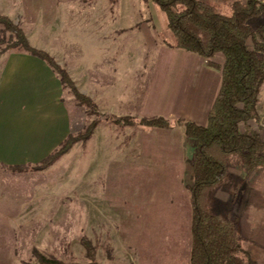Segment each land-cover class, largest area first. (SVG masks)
Masks as SVG:
<instances>
[{
  "label": "rangeland",
  "instance_id": "rangeland-1",
  "mask_svg": "<svg viewBox=\"0 0 264 264\" xmlns=\"http://www.w3.org/2000/svg\"><path fill=\"white\" fill-rule=\"evenodd\" d=\"M203 1L228 12L232 0ZM151 4L157 14L155 34L125 38L122 45L118 42L124 70L130 71L132 64L146 59L156 44L169 46L164 42L171 37L164 19ZM105 11V15L115 14L112 7ZM0 13L22 29L30 45L49 54L66 71L75 89L90 101H80L72 87L61 85V100L73 119L69 135L80 136L96 122L86 137L76 139L50 165L38 170H29L31 165H26L25 171L9 168L0 173L9 179L4 182L5 193L0 194V264H36L35 250L64 262L85 263L90 259L85 242L100 264H187L191 169L172 170V175L168 170L165 178L154 179L164 183H149L153 180L148 178L151 170L132 167L137 164L132 161L135 142L143 139L141 130L146 128L116 120L158 117L147 112V99L142 97L145 83H138L134 90L125 80L118 105L105 98L109 90L95 88L97 83L91 78H99V67L94 65L99 63L85 62L97 56L88 58L89 52L79 49L68 53V42L56 39L61 32L83 31L88 15L79 3L0 0ZM10 37L11 33L0 26V53L8 51L4 47ZM87 67L92 72H85ZM111 91L115 93V89ZM261 122L264 134V120ZM228 170L240 177L236 157L230 159ZM262 172L256 176L264 177ZM212 196L219 209L222 205V209H235L225 188L215 190Z\"/></svg>",
  "mask_w": 264,
  "mask_h": 264
},
{
  "label": "crops",
  "instance_id": "crops-1",
  "mask_svg": "<svg viewBox=\"0 0 264 264\" xmlns=\"http://www.w3.org/2000/svg\"><path fill=\"white\" fill-rule=\"evenodd\" d=\"M61 1L79 3L88 16L83 31L61 32L56 39L68 42V53L73 49L87 50L88 58L93 54L98 57V60L97 57L90 58L89 63L86 60L85 65L99 63L94 65L99 67L100 76L91 80L97 83L95 88L109 90L108 96L103 93L102 97L111 98V103L118 105L122 103L120 91L124 89L125 80L134 90L139 88L138 83H145L142 84L145 87L142 97L147 99L145 104L149 114L173 120L181 118L198 125L206 123L220 74L206 66L201 56L156 44L146 59L132 64L130 71L124 70L123 52L118 42L121 44L125 38L138 39L143 33L155 34L157 14L150 0L147 3L143 0ZM109 7L115 10L113 16L105 15ZM110 41L116 42L109 44ZM63 46L65 50L66 45ZM87 71L92 72V69L87 67ZM61 89L59 77L43 60L18 50L0 53V173L8 172L10 166L38 164L72 132L73 119L61 100ZM256 110L258 125L262 126V88ZM141 132L143 139L135 142L137 149L132 153V161L137 164L132 167L151 170L148 178L153 180L149 183H164L154 179L165 178L168 170L172 175V170L190 168L194 144L185 136L183 125ZM157 136L160 138L156 139ZM262 171L264 166L244 179L232 210L238 216L241 245L250 256V264H264V177L256 176ZM241 174L243 178L244 173ZM7 178L0 176V194L6 191L4 182L9 180ZM187 264H190L189 252Z\"/></svg>",
  "mask_w": 264,
  "mask_h": 264
},
{
  "label": "trees",
  "instance_id": "trees-1",
  "mask_svg": "<svg viewBox=\"0 0 264 264\" xmlns=\"http://www.w3.org/2000/svg\"><path fill=\"white\" fill-rule=\"evenodd\" d=\"M163 17L169 46L181 48L204 59L206 66L217 70L220 82L204 125L162 116L117 118L143 128H170L181 124L185 136L194 144L189 159L192 182L190 202V264H250L242 248L238 216L231 209L218 208L212 193L225 188L233 204L244 179L264 166V134L258 125L256 104L264 81V2L232 0L228 12L203 0H151ZM0 26L11 33L4 50L26 52L43 60L58 72L61 85H68L82 102H90L74 87L65 70L45 51L30 45L22 29L0 13ZM217 57L220 59L218 60ZM96 122H94L95 124ZM80 136H67L60 146L31 165L38 170L50 165L80 137H86L94 125ZM236 157L244 177H234L228 167ZM28 170L26 165L9 167ZM89 261L64 262L34 251L36 264H100L93 259V249L85 242ZM23 264H32L24 262Z\"/></svg>",
  "mask_w": 264,
  "mask_h": 264
}]
</instances>
